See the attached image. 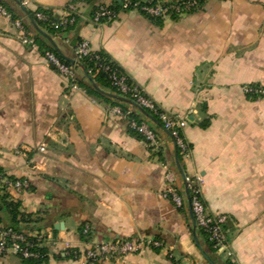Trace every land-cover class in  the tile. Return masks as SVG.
<instances>
[{
	"label": "crops",
	"instance_id": "crops-1",
	"mask_svg": "<svg viewBox=\"0 0 264 264\" xmlns=\"http://www.w3.org/2000/svg\"><path fill=\"white\" fill-rule=\"evenodd\" d=\"M0 1L36 36L17 1ZM20 1L57 18L71 2ZM120 1L81 2L73 28L43 36L68 58L83 40L91 51H106L163 111L185 119L189 156L180 159L174 139L150 121L161 141L152 149L131 130L127 113L138 109L130 103L72 89L39 46L22 42L13 16L0 11V170L30 185L17 200L0 193V229L13 224L5 205L14 201L29 216L22 229L46 236L40 264H85L67 254V244L83 253L114 239L147 246L98 264H213L205 254L214 264H264V98L244 91L264 86V0H206L199 11L164 18L120 8L114 21L92 22L95 6ZM177 156L187 177H203L208 210L227 215V252L214 251L195 228L188 199L178 208L164 197L168 171L187 195ZM82 226L90 228L88 240ZM0 264L37 263L10 255Z\"/></svg>",
	"mask_w": 264,
	"mask_h": 264
},
{
	"label": "built area",
	"instance_id": "built-area-1",
	"mask_svg": "<svg viewBox=\"0 0 264 264\" xmlns=\"http://www.w3.org/2000/svg\"><path fill=\"white\" fill-rule=\"evenodd\" d=\"M206 0H121L123 9H135L150 18H164V17H180L188 13L199 11ZM85 2V0H71L68 4L65 14L58 18L57 21H51L56 29L66 27L76 21V17L81 15L78 11V4ZM26 5V2H22ZM0 11L5 16L11 14L2 6ZM118 12L114 10L109 4L101 3L93 11L92 22L101 24L104 22H111L117 19ZM36 16L39 20L49 21L50 17L42 12H37ZM15 26L20 32L21 40L30 48H37L36 36L27 27L22 19L15 20ZM91 53L89 42L81 41L75 51L74 60L80 62L81 59ZM45 56L48 62L56 66L59 73H61L69 81L72 89H80L78 83V69L76 64L68 65L59 60V58L51 51H47ZM100 68H104L109 72L110 80L113 86L122 94L129 95L141 107H145L153 111L161 119L165 129L171 132L177 147L182 153L189 156L191 149L181 134V128L184 125L183 117L179 115H171L163 111L155 101L147 97L143 90L134 82L129 81V76L119 68H112L110 66H103L99 64ZM244 91L252 98H264V86L262 85H246ZM131 111L127 113L130 117ZM131 128L135 129L141 134L146 141L153 148H159L161 141L158 134L151 124L150 120L144 119L141 122L130 119ZM40 151H45V145L40 147ZM167 187L163 192L165 198L174 202L178 208L184 207L188 196L181 193L175 187V178L171 171L167 172ZM189 195L191 199V209L193 211L197 226H199L206 233L209 242L212 244L214 250L218 253H225L228 251L229 239L225 230L227 222V215L213 214L208 210V207L202 197V187L204 180L202 176L187 177L186 179ZM30 188L28 181L15 178L11 175L0 171V190L17 200L21 195L27 192ZM90 228H84V234L89 239ZM45 235L41 233L31 234L23 229L17 230L14 227L8 226L0 229V261L10 255H15L23 259L41 258L44 254L41 253V248L44 247ZM150 244L160 246L159 242L153 241ZM146 241L143 239H114L106 240L87 248L83 253L70 247L67 244V254L74 252L77 257L82 258L85 264H98L101 260L110 258L116 261L122 260L130 254L142 252L146 248ZM73 250V251H72Z\"/></svg>",
	"mask_w": 264,
	"mask_h": 264
},
{
	"label": "trees",
	"instance_id": "trees-1",
	"mask_svg": "<svg viewBox=\"0 0 264 264\" xmlns=\"http://www.w3.org/2000/svg\"><path fill=\"white\" fill-rule=\"evenodd\" d=\"M16 1V0H15ZM87 1V0H85ZM88 1H91V0H88ZM121 2V1H120ZM0 5L3 6V8H5L10 14L11 16H13V18L15 20L17 19H21L19 17H17L14 12L9 8L7 7V4L0 1ZM114 10H116L118 13H119V10L120 8H123V5H122V2L119 4V2H116L115 5H110ZM97 8V6H95V8L93 9V11ZM37 12H42L44 13L45 15H48L50 17V20L49 21H42V20H39L36 16V13ZM29 15L31 16L32 19L35 20V22L38 24V26L43 29L44 31L47 32V34H65L67 33L71 28H73L77 22H78V19L80 18L81 15H78L76 17V21L71 24V25H68L66 27H62V28H58L56 29L53 25H51V21H57L58 18L53 14V12L50 10V9H46V8H42V7H38L37 9L35 10H32L30 9L29 10ZM36 31V42H37V45L43 50V53L45 55V53L47 51H51L53 52L61 62L63 63H66L68 65H72L73 63L68 60L67 58H65L64 56H62L58 50L54 47L53 44L49 43L43 36V34H41L40 32H38L37 30ZM74 59V57L72 58ZM80 63L83 65V67L86 69V71L88 72V74L94 79V81L96 82L97 85L101 86V88H104V90L108 89L110 90V93L111 94H115L117 96H122V97H125L126 99H131L133 100L129 95H124L122 93H120L112 84L111 80H110V75H109V72L106 71L104 68H100L99 67V64L103 65V66H110L112 68H119L121 69L123 72L124 69L104 50L102 51H91V53L85 57H83L80 61ZM51 67L53 69H56V66L51 64ZM126 73V72H125ZM129 81L130 82H134L131 80V78L129 77ZM78 83L80 86L82 87H86V89L92 93V94H95V95H98V96H102V97H105L106 99L108 100H113L111 94L110 95H107L105 93V91H102L103 89L101 90H97L93 84L89 81L88 84H85L83 81L79 80L78 79ZM116 98V97H115ZM115 101V100H114ZM134 101V100H133ZM115 102H118L122 105H126V101L125 100H120L118 98H116V101ZM144 117L145 119H148L150 120L151 122H154V123H157L158 125H160L161 127L163 126V123L161 121V119L159 118L158 115H156L153 111H151L150 109H147L145 107H142V110H139L138 109V112L137 111H133L131 112L130 114V118L133 119V120H136L138 122H141L143 121L144 119H141V117ZM150 117H152L155 121H153ZM132 131H134L135 133H137L139 136H142L141 134H139L135 129L131 128ZM182 134V133H181ZM143 137V136H142ZM188 144V143H187ZM177 146V145H176ZM189 148H191V145H188ZM154 149V148H152ZM155 151V150H153ZM177 153H178V156L179 158L181 159L182 158V151L179 147H177ZM1 171V170H0ZM0 193H2V195L4 196L3 198H9V194L7 193H4L0 190ZM190 195H191V191H190ZM8 210L10 211L11 215H12V219H13V224L11 225V227H14L15 229L17 230H20L22 229V226H20V222L21 221H28L29 219V216H27L25 213H21L19 211V203L18 202H14V201H11L9 203H6L5 205ZM84 226H82L80 228V231L84 237V239L88 240V238L86 237V235L84 234ZM197 229L206 237L208 243L210 244L211 248L214 250V248L212 247V244L209 242L208 240V237L206 235V233L203 231V229H201L199 226L197 227ZM41 253L44 254L43 257L41 258H29V259H26V260H29V261H35L37 264H40L42 262H44L46 260V253H47V249L45 247L41 248ZM73 251V250H72ZM215 251V250H214ZM70 257H74V258H77V255L72 252L70 255Z\"/></svg>",
	"mask_w": 264,
	"mask_h": 264
},
{
	"label": "water",
	"instance_id": "water-1",
	"mask_svg": "<svg viewBox=\"0 0 264 264\" xmlns=\"http://www.w3.org/2000/svg\"><path fill=\"white\" fill-rule=\"evenodd\" d=\"M16 1H17V2L20 4V6L23 7V9H25L26 12L29 14V11H28L27 8L25 7V5H23V3H22L20 0H16ZM30 17H31V16H30ZM31 20H32L34 26L36 27V29H37L41 34L45 35L46 37H49V35H47V33H46L44 30H42V29L38 26V24L35 22L34 19L31 18ZM49 38H50V37H49ZM51 41H52L54 47L58 50V52H59L62 56H64V55L61 53V51L59 50V47L57 46V44H56L53 40H51ZM64 57H65V56H64ZM65 58H67V59L70 60L73 64H76L80 69H82V71L84 72V74L86 75V77L89 79V81L93 84V86H94L97 90H101V89L99 88V86L96 84V82L94 81V79L88 74V72L86 71V69L83 67V65H82L80 62H77L76 60H74V59H72V58H68V57H65ZM111 95H112L113 97H116V98L120 99V100H125L126 102L130 103L131 105H133V106L136 107L137 109L142 110V107H141L138 103H136L135 101H133V100H131V99H126L125 97L117 96V95H115V94H111ZM150 118H151L153 121H155L152 117H150ZM162 128L165 129L164 126H162ZM165 131H167V132L169 133V135L172 137L171 132H170L169 130L165 129ZM172 138H173V137H172ZM173 139H174V138H173ZM174 141H175V140H174ZM177 162H178V165H179V167H180V169H181L182 175H183L184 180H185V183H186V192H187V196H188V202H189V205H190V211H191V215H192V218H193V221H194V226H195V228L197 229L198 226H197V223H196V220H195V217H194L193 211H192V209H191V204H190V203H191V199H190L189 190H188L187 182H186L187 176L185 175V172L183 171V169H182V167H181V165H180V163H179L178 156H177ZM205 256L207 257V259H208L211 263L214 264V262L211 260V258H210L207 254H205Z\"/></svg>",
	"mask_w": 264,
	"mask_h": 264
},
{
	"label": "rangeland",
	"instance_id": "rangeland-1",
	"mask_svg": "<svg viewBox=\"0 0 264 264\" xmlns=\"http://www.w3.org/2000/svg\"><path fill=\"white\" fill-rule=\"evenodd\" d=\"M28 27V26H27ZM223 255H225V254H223Z\"/></svg>",
	"mask_w": 264,
	"mask_h": 264
}]
</instances>
